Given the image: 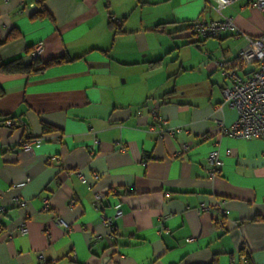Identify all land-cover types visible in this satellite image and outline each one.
I'll return each mask as SVG.
<instances>
[{
  "label": "crops",
  "instance_id": "0c3cea01",
  "mask_svg": "<svg viewBox=\"0 0 264 264\" xmlns=\"http://www.w3.org/2000/svg\"><path fill=\"white\" fill-rule=\"evenodd\" d=\"M31 1L0 0V62L29 63L36 45L40 62L69 61L0 73V264H264V138L219 134L216 122L228 128L236 114L222 104L228 81L213 65L234 57L244 36L264 35L253 0L220 13L210 0ZM110 17L121 20L116 33ZM223 17L235 31L188 38L193 21ZM152 100L172 136L148 115ZM211 151L223 163L213 179ZM76 169L104 197L103 215L120 205L112 241Z\"/></svg>",
  "mask_w": 264,
  "mask_h": 264
},
{
  "label": "built area",
  "instance_id": "2783aa9c",
  "mask_svg": "<svg viewBox=\"0 0 264 264\" xmlns=\"http://www.w3.org/2000/svg\"><path fill=\"white\" fill-rule=\"evenodd\" d=\"M6 1V0H3ZM44 0H32L28 4L29 8H35L43 3ZM215 5V11L220 13V10L232 3L239 0H210ZM251 5L258 11L264 13V0H253ZM109 20L114 25L121 23L120 19L110 17ZM236 27L231 18H222L218 21H193L187 27V36L193 42L203 41L205 39H218L225 32L235 31ZM244 46L237 52L234 57L225 58L223 56L218 57L213 61V65L221 72V74L228 81V84L222 89V104L228 109L235 112L236 118L231 126L228 128L223 125L221 121H217L216 124L219 127V134L226 135L231 138L240 140L261 139L264 138V35L256 38H250L244 36ZM43 52L42 45H36L30 54V59H37ZM159 102L152 100L151 104L147 106L148 115L153 120L163 127L162 133L167 136H172L175 131L168 127L167 120H165L158 113ZM221 112V107L218 108ZM136 117H142L140 110L135 113ZM17 124L15 121L7 120L5 125L11 127ZM98 141L94 140L93 145L89 147L91 155L94 154V149L98 145ZM32 142H24L21 147L25 153H29L31 150ZM183 150L188 149L187 145H184ZM120 151H124V147H120ZM207 176L210 179L215 178L219 169L222 167V160L220 159L216 151L208 153L207 158ZM81 184L85 185L90 191H92L93 208L101 214V222L107 230L106 239L112 241L115 234V220L122 216L120 205L114 206V213L111 217L103 215L104 206L102 204L104 197L98 192L92 190V185L88 179L83 175L80 169H76L72 173ZM98 175L94 174L92 180L95 182L98 180ZM27 181L14 184L10 189H20ZM168 196V195H166ZM14 203L19 208H24L26 202L22 199H14ZM74 202H70V206H73ZM45 201V207H47ZM5 213V208L0 206V215ZM166 217H163V220ZM217 227L222 229V221H217ZM17 229L21 236H25L28 233L27 225L25 221H21L17 225ZM187 241H190L188 239ZM39 264H42L43 257H38Z\"/></svg>",
  "mask_w": 264,
  "mask_h": 264
},
{
  "label": "trees",
  "instance_id": "16d2710c",
  "mask_svg": "<svg viewBox=\"0 0 264 264\" xmlns=\"http://www.w3.org/2000/svg\"><path fill=\"white\" fill-rule=\"evenodd\" d=\"M39 6L41 7L42 4H40ZM35 14L36 15L37 14H45V12L42 10L40 12H36ZM109 25L111 26V28H113V30H115V33H116L118 31V29L120 28L121 23L119 25H114L109 20ZM67 61H69V59L56 58V59H52V60L47 61V62H40L38 59L32 60L29 63H23L20 59L13 60V61L8 62V63H1L0 62V73L4 74V75H16V74L35 75V74H39V73L43 72L47 67L57 65V64H61L63 62H67ZM160 62H161L160 60H157L155 62L150 63V65L157 66ZM50 131H51L50 128H48L46 126L43 127V132L48 133ZM246 261H247V264H250V260L248 257H246ZM210 264H216V259L213 258L211 260Z\"/></svg>",
  "mask_w": 264,
  "mask_h": 264
}]
</instances>
